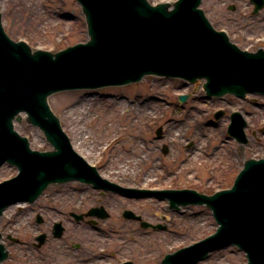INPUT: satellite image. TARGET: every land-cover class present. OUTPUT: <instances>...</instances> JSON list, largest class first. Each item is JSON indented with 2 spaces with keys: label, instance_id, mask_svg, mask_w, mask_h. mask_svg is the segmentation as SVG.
Wrapping results in <instances>:
<instances>
[{
  "label": "rangeland",
  "instance_id": "374dc122",
  "mask_svg": "<svg viewBox=\"0 0 264 264\" xmlns=\"http://www.w3.org/2000/svg\"><path fill=\"white\" fill-rule=\"evenodd\" d=\"M149 1L174 4L177 0ZM200 7L215 28L226 31L242 49L251 52L264 49V9L255 14L251 0H203ZM0 13L6 33L17 42L26 41L34 50L55 53L90 39L78 0H0ZM204 82L191 84L182 79L148 75L127 85L58 92L49 98V103L76 151L89 162L108 163L118 172L133 175L137 182H141L146 170V181L138 185L144 188H189L213 194L233 186L246 160L264 158V96L250 94L246 99L225 96L244 107L249 142L240 145L228 133L230 111L239 107L226 110V115L216 119V111L225 103L208 98ZM181 95H189L188 100L181 102ZM21 117L15 128L29 138L31 147L52 150L43 131L30 124L25 113ZM159 127L164 128L166 135L161 139L157 136ZM190 132H197L193 137L196 149L187 145ZM164 144L170 147L167 154L162 152ZM18 172L14 165H2L0 183ZM71 185L78 182L51 185L39 199L52 200L61 194H69L67 198L73 199V192H69ZM124 202L125 207L141 213L144 221L166 228H143L122 216L104 223L107 237L97 241L100 244L96 246L103 254L121 252L123 257L119 261L163 264L167 255L204 240L219 227L206 205L191 204L178 210L172 209L168 200L157 198ZM52 205L59 207L57 202ZM36 207V203L15 204L0 217L1 242L19 258V251L32 249L30 221ZM13 223L12 231L6 229ZM10 236L24 244L14 242ZM189 264H248V257L238 246L229 245L215 250L205 260Z\"/></svg>",
  "mask_w": 264,
  "mask_h": 264
},
{
  "label": "water",
  "instance_id": "95a60500",
  "mask_svg": "<svg viewBox=\"0 0 264 264\" xmlns=\"http://www.w3.org/2000/svg\"><path fill=\"white\" fill-rule=\"evenodd\" d=\"M78 1L90 40L56 54L33 52L26 42L12 40L0 13V167L8 161L20 170L18 176L0 183V217L11 205L34 203L51 184L78 180L133 197L169 199L176 209L207 205L219 224L217 232L167 255L164 264L196 263L229 245L245 250L248 264H264V159L246 161L234 186L213 195L193 189L123 188L103 178L74 149L49 104V97L59 91L125 85L147 75L191 83L205 79L209 97L264 95V49L242 50L226 32L217 31L200 8L203 0H178L173 8L170 3L153 5L148 0ZM251 1L255 14L264 8V0ZM180 100L185 102L187 97ZM22 112L28 114L30 124L43 130L53 150H33L29 139L15 130L14 121H21ZM246 126L239 115L230 126L231 134L244 143ZM98 214L108 217L101 210ZM60 227L58 223V235ZM45 238L40 237L41 244ZM8 256L0 242V264Z\"/></svg>",
  "mask_w": 264,
  "mask_h": 264
},
{
  "label": "flooded vegetation",
  "instance_id": "af4514ba",
  "mask_svg": "<svg viewBox=\"0 0 264 264\" xmlns=\"http://www.w3.org/2000/svg\"><path fill=\"white\" fill-rule=\"evenodd\" d=\"M217 99L225 103L224 105L219 104L218 108V111L223 115L227 114L226 110H233L235 107H239L238 110L230 111V120L235 113L245 116L244 107L239 106L237 101L234 102L226 97ZM162 133L163 137H165L164 128ZM190 133L191 139L189 138V133H186V136L190 139L187 145L192 149H196V140L193 137L197 132ZM93 164L104 177L126 188H143L138 185H143L142 182L146 181L148 175L146 170L143 171V178L140 177L142 178L141 182H137L133 175L118 172L117 168L109 166L108 163ZM69 192H73L71 193V196L74 197L73 199L67 198L69 194H61L59 198L52 200L38 199L36 201L35 215L30 221V229L33 234L31 251H19L20 258L11 254L12 251H10L9 258L4 263L9 261L21 262L23 260L25 264H123L131 261L130 259L119 261L120 257L123 256L118 251L111 254H103L99 250V246H96V243L107 237V231L102 226L104 223L114 221L115 218L120 219V216L123 219H128L125 213L133 210L125 207L124 201L133 198L126 197L119 192L99 190L94 185L83 183H78L75 186L71 185ZM54 202H57L59 207L52 205ZM102 207L110 214V217L106 220L98 218L96 213V210ZM135 214L145 220L141 213ZM128 220L143 227L142 221ZM57 223H62L63 234L61 237L55 235ZM13 228H15L14 223L6 227V229L11 231ZM147 229L154 228L150 227ZM42 235H46V240L41 245L39 239ZM16 242L24 244L21 241ZM98 243L100 244V242Z\"/></svg>",
  "mask_w": 264,
  "mask_h": 264
}]
</instances>
